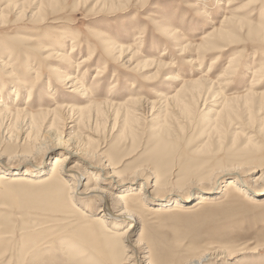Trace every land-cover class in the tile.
Returning a JSON list of instances; mask_svg holds the SVG:
<instances>
[{"label":"rangeland","instance_id":"374dc122","mask_svg":"<svg viewBox=\"0 0 264 264\" xmlns=\"http://www.w3.org/2000/svg\"><path fill=\"white\" fill-rule=\"evenodd\" d=\"M56 1L34 22L18 16L21 7L34 13L39 4ZM114 1L0 0L11 16L0 27V58L11 59L20 80L0 70V110L6 105L14 111L0 123V264H129L122 241L129 226H113V218L104 217L106 227L97 230L93 219L100 215L87 210L99 212L100 205L72 197L71 174L52 177L65 151L48 154L45 147L58 133L79 139L97 166L103 157L102 189L126 183L123 192H135L150 184L143 197L124 203L140 210V198L149 199V208L137 211L142 221L132 240L146 244L152 262L185 264L207 255L203 264H264V185L255 189L264 172V0ZM100 38L138 52L130 64L126 52L96 83L108 54L97 51L106 41ZM73 45L74 61L93 49L99 54L79 74L56 56H69ZM231 58L236 61L224 78ZM146 59L173 67L141 70ZM36 69L41 77L34 84ZM59 72L79 77L78 94L70 82L58 81ZM132 98L157 103L153 113L149 106L143 117L127 112L135 106ZM30 116L41 123L35 132ZM76 161L81 170L77 156L70 164ZM26 170V181H11ZM135 172L141 178L134 182ZM247 187L257 194L255 204L243 193ZM156 197L161 200L153 202Z\"/></svg>","mask_w":264,"mask_h":264},{"label":"bare ground","instance_id":"6f19581e","mask_svg":"<svg viewBox=\"0 0 264 264\" xmlns=\"http://www.w3.org/2000/svg\"><path fill=\"white\" fill-rule=\"evenodd\" d=\"M81 2H84V0H80ZM111 1V4H115V1L114 0H110ZM130 1V0H129ZM133 1V0H132ZM137 1V0H135ZM143 1V0H142ZM28 2V1H26ZM99 2V1H98ZM127 2V1H126ZM87 3V2H86ZM118 3V2H116ZM121 3V2H120ZM53 4H60L58 3V1L56 2H50L48 3V5H45L43 3L39 4V9L33 13L31 7L29 8H25V7H21V11L18 13V16L20 18H26L27 21L29 22H34L33 20H36L34 17H38L40 16L39 14L40 13H43L41 12L43 9H45L46 6H49L50 5H53ZM85 4V3H84ZM83 4V5H84ZM119 4V3H118ZM79 5V4H78ZM82 5V4H81ZM106 5V4H105ZM110 5V4H109ZM116 5V4H115ZM143 5H145V3L143 2ZM35 7V6H34ZM112 9V7L110 8ZM126 9V8H125ZM96 10V9H95ZM111 11V10H110ZM11 12V10H10ZM15 12V9L14 11ZM11 12V13H13ZM27 13H30V15L28 16ZM33 13V14H32ZM12 15V14H11ZM10 13L8 11V7L7 8H3L2 10L0 9V27L3 28V27H6L9 25V18H10ZM39 20V18H38ZM44 19L41 18L40 21H43ZM227 20V19H226ZM39 24V23H38ZM166 31V30H165ZM168 32H171V31H168ZM167 32V33H168ZM170 34V33H169ZM213 35V34H212ZM224 35V33H223ZM225 35H226V32H225ZM101 37V36H100ZM209 37V36H208ZM23 41L25 43H31L32 39L31 38H22ZM102 39V38H100ZM102 40H106V39H102ZM92 43V42H91ZM99 44V43H98ZM100 45V44H99ZM103 46H98V49L97 51H101V52H108V54H106L107 56L103 57L101 59V63H100V66H99V69H98V72L96 73L95 75V78L94 80L96 81V83H98V81L103 78L107 72H108V66L110 64H115L116 61H120L122 62L123 61V58L122 56L126 53V52H129L131 51L130 49H124L122 48L121 46L115 44V43H111L110 41L106 40V41H103L102 43ZM96 47V46H94ZM185 49V47H184ZM183 50V48H182ZM76 45H73L71 47V51H70V55L69 56H64V55H58V53L56 54V56L58 57H62L65 59H67V61H71V64L72 66L74 67V65L76 66L77 68V72L78 71H82V69L84 68H87L89 67L93 61H95L97 55H96V50L93 49L90 51V54L87 56V57H84L83 60L81 61H74L73 58H74V52H76ZM184 51V50H183ZM138 51H134L132 50L129 54H132L131 55V58L129 59V64H130V61L131 59L133 58V56L137 53ZM166 54V53H164ZM163 54V56H164ZM162 56V57H163ZM164 61V60H163ZM236 61V58H231L230 61L228 62V67H227V70H226V74L224 75V78L227 77L228 73H229V69H231L234 65ZM15 64L11 63V59L9 60V62H5V61H2L1 58H0V70L1 71H6V73L8 74V76H11V77H14V79L16 78V82L20 83V80L19 78L16 77V70H15ZM171 64L170 66L168 64H165L163 63L162 61H153V60H149V59H146L145 61L142 62V66H141V70H144L146 71L149 67H150V70L151 68L154 69V68H157V71L158 73H160V70L163 68H171ZM173 67V66H172ZM29 70L33 71L30 67H28ZM37 70V69H36ZM137 71H140V70H137ZM35 75V80H34V84H36V82L39 80V78L41 77V69L37 70L36 72L32 73ZM79 74V72H78ZM76 75V74H75ZM83 76V75H82ZM58 81L60 80V82L62 83V85H68L69 82H70V85L71 86H74L76 87V92L78 94V90L83 87V86H78L80 85V80L78 78L76 79H73L74 76H71L70 73L68 74H62V72H59L56 74L55 76ZM82 78V77H81ZM105 78V77H104ZM171 80H176L175 78L171 79ZM170 80V81H171ZM201 80V79H199ZM18 83V84H19ZM198 83V81H197ZM23 84V83H22ZM82 85V84H81ZM33 87L31 88V91H29V98H31V95H32V91L34 90L35 86L32 85ZM70 88V87H69ZM72 88V87H71ZM79 88V89H78ZM75 89V88H74ZM83 90V95L85 94V92H87L88 89H85V88H82ZM81 91V90H80ZM81 93V92H80ZM85 96V95H84ZM1 98V97H0ZM16 98L18 100L19 98V94L18 92H16ZM133 99V98H132ZM111 100V99H110ZM109 100V101H110ZM16 101V100H15ZM17 102V101H16ZM108 102V101H106ZM112 102V101H111ZM97 103V102H96ZM109 105H111L112 107L114 106V103H107ZM130 104H134L132 108L134 109H137V110H133L131 111L132 108H129L127 109V112L131 113V114H134V115H141V117H143V109L147 106H149V108L151 109V113H153V106L156 105L157 103L155 102H143L142 99H133V101H131L130 99V102H129V105ZM96 105H100V103L96 104ZM95 105V107H96ZM94 106V105H93ZM132 106V105H131ZM3 108V107H2ZM57 109H60V110H67V112L69 111H76L77 109L76 108H73V107H57ZM96 109V108H95ZM146 109V108H145ZM91 110V109H90ZM99 110V109H98ZM55 113L58 112V110H55ZM79 111V110H78ZM97 111V110H96ZM146 111V110H145ZM14 111L12 109H10L9 106H4L3 109L0 110V123H3L6 122V120H9L11 119V117L13 116L12 113ZM139 112V113H137ZM16 113L17 115H19L21 113V111H18L16 110ZM96 113V112H95ZM118 113V112H117ZM12 115V116H11ZM21 115V114H20ZM83 115V113L81 114V116ZM86 115V114H85ZM130 115V114H129ZM153 115V114H152ZM98 116V114H97ZM19 116H16V119L19 120L18 118ZM25 117V116H24ZM28 117V116H27ZM31 118H29L30 120V123L29 125H31V127L33 128V132L37 131L39 126H40V120L34 118L33 116H30ZM129 119H130V116H128ZM38 118V117H37ZM136 118V117H135ZM146 118V117H145ZM14 119V118H13ZM28 119V118H26ZM100 119V118H99ZM108 119V118H107ZM144 119V118H143ZM82 120V119H81ZM80 120V122H81ZM85 120V119H84ZM135 120V119H134ZM16 121V120H15ZM14 121V122H15ZM129 120H127L128 122ZM18 122V121H17ZM29 122V121H28ZM85 122V121H84ZM82 123V122H81ZM2 125V124H0ZM55 125V124H54ZM53 125V127H54ZM52 127V125H51ZM85 127V126H84ZM98 130V129H97ZM32 132V133H33ZM89 132V131H88ZM50 134H52L50 131H49ZM61 133V132H60ZM30 134V132H29ZM39 134V133H38ZM38 136V135H37ZM31 137V136H30ZM29 137V138H30ZM28 138V139H29ZM86 141H88L90 143V140L87 139ZM81 142V141H80ZM80 142H79V139L77 140L76 137H70V139H66L64 138L63 135L61 134H56V136L54 135V138H53V145L51 144L50 146L49 145H46V149L48 150V154L51 153V152H54L56 151L57 149H63L65 151V154L61 157V159H56L55 162L57 163V167H59V171L57 172L56 170H54L53 174H52V177H61L62 175L66 176L68 174H71L70 177V180L74 181L73 182V186H72V191H71V194H72V197H82V200L86 199L90 201H95L94 203H98L100 205V210L99 212L96 211V209L94 210H87L93 214L92 217H95V214L94 213H99L100 216H97L96 218H92L93 220V226L95 227H98L96 228L97 230L101 227H103L105 225L106 227V221L105 219H103L104 217H109V218H113L111 221H109L110 223H112L113 226H116V227H119L120 226H123V225H128L129 227L127 229H125L123 232H122V241L126 243V251L128 252V260H129V264H141V262H145V259H147V264H156L154 262H152V256H151V253H150V256H148V251L145 253L144 251H146V249L143 247L144 245L146 246L145 243H142L141 239H138L137 241H133L132 238H133V232L135 231L136 227L140 224V222L142 220L140 215H141V212L138 214L137 211H141V210H145L146 208H149L147 207V203L145 202V199H147L146 197L142 198L143 195H145L146 192L143 191V189H145V187H149L150 184L148 183H144L142 188L143 189H140V190H135L132 191V190H126L123 192V186L126 184V183H119V184H115V185H111L110 186V190H106V189H102L101 185H103V182L102 180L100 179L101 175L103 173H106L107 171V166L106 164L101 162L102 161V158L103 157H100L98 160V166L94 163L91 162V159L88 158V148H83L82 147L80 148ZM87 144V143H86ZM91 144V143H90ZM85 145V143H84ZM34 146V145H33ZM45 146V145H44ZM81 146H83L81 144ZM41 149V148H40ZM39 149V150H40ZM94 155V154H93ZM77 156V159L78 161L81 160V163H83L84 165L82 166L83 168H81L80 170V164L79 162H75V165H71L70 162L71 160ZM100 156V155H99ZM95 157V156H93ZM92 158V157H91ZM0 161H2V159L0 158ZM7 162H9V160H7ZM27 162H30L29 160ZM102 164V165H101ZM79 166V168H78ZM95 166V167H94ZM8 168V166H7ZM56 169V167H55ZM95 169H97L98 171H95ZM8 169H6L3 173H6ZM237 168L235 169L234 173H237L239 174V172L236 171ZM1 169H0V179L1 178H4L3 175L1 174ZM28 172H30L29 170H26L22 173H17L15 174L14 178H12L11 181H14V182H22L23 181H26V177L28 176ZM241 173V171H240ZM95 175L96 178L94 177H90L89 175ZM93 175V176H94ZM240 175V174H239ZM68 177V176H67ZM47 178V177H45ZM51 178V177H50ZM48 178V179H50ZM141 177L139 176V174L137 172H135V174H133L131 176V180L135 182V180L137 181V179H140ZM240 178H242V175H240ZM48 179H45V181H47ZM97 179V180H96ZM126 179H122V178H119V181L120 182H124ZM130 180V178H129ZM43 181V180H42ZM92 181H95L94 184H90ZM128 181V180H127ZM260 182L259 183H263V184H256L255 186V189H261L263 188V185H264V172L262 173V176H261V180H259ZM101 184V185H100ZM105 184V183H104ZM130 186H132V184H130ZM249 189V191H248ZM121 191L119 192V194H115V191ZM145 191H147L145 189ZM246 195H248V203L250 204H255V202L253 201L254 198H255V194L251 188L247 187L243 190ZM122 193H125V194H122ZM250 193V194H249ZM133 195H138V196H142L140 198V201L142 200V207H140V210H131L129 209L128 206L125 205V200H127L129 197H132ZM77 197V198H78ZM152 197V196H151ZM150 197V198H151ZM153 202H156V201H160L161 199H159L158 197L156 198H153ZM252 199V200H251ZM149 201V199H147ZM151 200V199H150ZM174 202V201H173ZM88 203V202H87ZM93 203V202H92ZM152 203V202H151ZM199 203H201L202 205H211L212 203H210L209 201L205 200V199H202L199 201ZM149 204V203H148ZM153 204V203H152ZM165 204V203H164ZM169 204V203H168ZM167 204V205H168ZM114 205V206H112ZM175 206H180L182 207L183 205H181V203H175L173 204V207ZM166 207V206H165ZM169 207V206H168ZM136 209V208H134ZM172 212H176V213H180L182 212L181 209H175V208H171ZM142 211V212H143ZM89 212H81V216H83V218L85 219H88V217H90V214ZM89 221V220H88ZM109 224V223H108ZM111 232V231H110ZM144 252V253H143ZM143 255V256H142ZM207 258V255H202L201 257L197 258V259H194V260H190L189 262L185 263V264H203L204 263V260ZM144 264V263H143Z\"/></svg>","mask_w":264,"mask_h":264}]
</instances>
